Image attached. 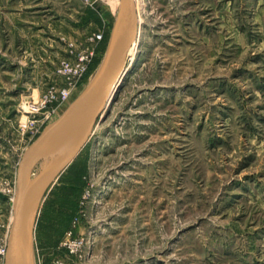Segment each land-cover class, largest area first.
<instances>
[{
    "label": "rangeland",
    "instance_id": "1",
    "mask_svg": "<svg viewBox=\"0 0 264 264\" xmlns=\"http://www.w3.org/2000/svg\"><path fill=\"white\" fill-rule=\"evenodd\" d=\"M119 2L0 0V264L36 108L93 53L46 125L87 85ZM136 7L122 84L39 205L35 264H264V0Z\"/></svg>",
    "mask_w": 264,
    "mask_h": 264
},
{
    "label": "water",
    "instance_id": "2",
    "mask_svg": "<svg viewBox=\"0 0 264 264\" xmlns=\"http://www.w3.org/2000/svg\"><path fill=\"white\" fill-rule=\"evenodd\" d=\"M139 27L135 0H121L105 54L90 81L23 153L18 163L13 218L3 264H35L34 223L39 205L53 183L84 148L96 123L114 99L122 84L129 51L138 38ZM56 139L63 141L64 149L33 175L36 161Z\"/></svg>",
    "mask_w": 264,
    "mask_h": 264
},
{
    "label": "built area",
    "instance_id": "3",
    "mask_svg": "<svg viewBox=\"0 0 264 264\" xmlns=\"http://www.w3.org/2000/svg\"><path fill=\"white\" fill-rule=\"evenodd\" d=\"M102 36H98L101 39ZM93 53L89 55L80 54L75 62L70 63L69 61H64L62 64V69L60 74H62L67 82V86L63 88H53L43 97L42 103L37 106L36 112L42 110L43 115L39 119L32 121V126L30 130L32 131V138H36L44 129L46 125L52 118V116L57 111V108L69 101L72 90L80 83L84 77L87 75L90 69V64L92 63ZM35 107V106H34ZM42 125H37V123ZM6 252V244L2 249V255L4 257Z\"/></svg>",
    "mask_w": 264,
    "mask_h": 264
},
{
    "label": "bare ground",
    "instance_id": "4",
    "mask_svg": "<svg viewBox=\"0 0 264 264\" xmlns=\"http://www.w3.org/2000/svg\"><path fill=\"white\" fill-rule=\"evenodd\" d=\"M118 1H120L121 2V0H118ZM119 2V3H120ZM135 3H136V5H137V0H135ZM136 41H137V39H136ZM136 41L134 42V44H133V46H132V48L131 49H134L135 48V46H136ZM130 49V50H131ZM130 52V51H129ZM122 77H123V75H122ZM121 77V78H122ZM115 90V89H114ZM64 149V145H63V141H61V140H58V139H56V140H54L52 143H51V145L44 151V153L38 158V160L36 161V163H35V165H34V167H33V175H34V170L37 168V167H39V166H41V165H43V164H45V162H47L49 159H53L54 157H55V155H57V154H59L62 150ZM51 160H49V162L51 161ZM48 162V163H49ZM47 163V164H48ZM47 164H45L44 165V167L47 165ZM43 167V168H44ZM42 168V169H43ZM36 175V174H35Z\"/></svg>",
    "mask_w": 264,
    "mask_h": 264
}]
</instances>
